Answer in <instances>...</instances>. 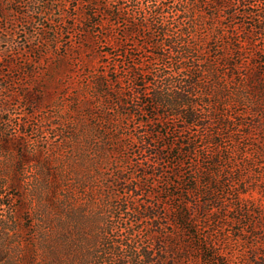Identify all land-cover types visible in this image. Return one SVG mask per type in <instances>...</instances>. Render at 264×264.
<instances>
[{
  "label": "trees",
  "instance_id": "1",
  "mask_svg": "<svg viewBox=\"0 0 264 264\" xmlns=\"http://www.w3.org/2000/svg\"><path fill=\"white\" fill-rule=\"evenodd\" d=\"M3 155L0 261L227 264L225 242L264 264V204L239 189L264 164V0H0ZM230 194L236 239L208 223Z\"/></svg>",
  "mask_w": 264,
  "mask_h": 264
},
{
  "label": "rangeland",
  "instance_id": "2",
  "mask_svg": "<svg viewBox=\"0 0 264 264\" xmlns=\"http://www.w3.org/2000/svg\"><path fill=\"white\" fill-rule=\"evenodd\" d=\"M142 6H144V4L142 3ZM22 26H20L21 28ZM118 31L120 32V30L123 29V24H120V27H117ZM35 29H31V31H34ZM102 32H105L104 29H100ZM76 41H79L77 38L75 39ZM99 53L98 57H101V59L99 60L100 62L103 61L105 63H107L108 65V42L106 40L103 39V42L98 46V48L96 49ZM86 55H89V53H86ZM5 70L7 71V74L9 75H14L15 72L12 70V68H5ZM26 111H30V109L26 108ZM46 112V111H44ZM24 111L23 110H18L16 112L17 116L19 117L20 115H23ZM30 133V139L31 141H33L36 138V135L32 134V129L28 130ZM33 136V137H32ZM46 137V134L44 135ZM254 143H257L254 141ZM40 146H41V142H40ZM17 152V151H16ZM4 157V155L1 157L0 160V172L4 171L5 165L2 162V158ZM249 157H253V152L251 150H249L247 152V154L242 155L243 159L249 158ZM258 157V156H257ZM256 157V158H257ZM139 158H141V156H139ZM142 159V158H141ZM40 161V159L38 160ZM37 160L34 161L32 164L36 163L35 166L31 164V167L27 168L28 171V177L31 178L32 181L35 183L40 180L41 174L38 171L39 170V162ZM259 166H255V168H252V171H248V174L245 176V179L247 180V183L249 185V187L245 188L243 186H239V189L241 191H247L243 196L245 197V199H247L248 201V205H255L258 203H263L264 204V169H263V174L262 176L258 177V173L259 171H262V169L260 167H263V160H260L258 162ZM26 172V170H24ZM37 171V172H36ZM36 174V175H35ZM27 175V173H26ZM261 179V180H260ZM18 190H14L13 188H9L6 193L8 192L10 198L5 197L4 194L1 196L2 198H4V202L8 203L9 201H11L12 205L15 204V206H23L27 205L29 207H33V205L36 204L35 201L30 202L28 201V199L30 198V194H26L25 196L27 197V200L24 202V200H22L20 202L19 197L16 195H20V196H24V192L25 193H29L28 190H22V192H20L18 194L17 192ZM147 197H142L141 200H146ZM226 199L230 202L229 208L226 211H223V214H225L226 217H228V220L223 218V220H219L218 218L221 215H215V217L217 218V222H208L210 225V231H213V233H216L218 236H224V237H232L234 239H236V235H237V229H242L244 228L245 230H251V227L249 226V222L248 221H244L243 223H238L236 220H234L235 216H236V212L233 210L234 205L236 206L238 204V202H236V195L235 194H230L229 196H226ZM0 214L3 213L6 215V219H8L9 223H11L12 221V216L9 214L8 211V207L6 205H3L2 207H0ZM13 210V208H12ZM15 215V214H14ZM18 215V214H17ZM19 219H18V224L20 226V229L22 232V235L20 237L22 238H27L30 231H29V224L31 222V217L32 214L28 211V210H23L19 213ZM213 217V218H215ZM225 219V220H224ZM225 221V222H224ZM13 225V224H12ZM15 230V229H13ZM17 236L14 235V231H12L10 233L9 239L8 241H10V243H12L14 245V241L18 238H16ZM1 241V240H0ZM225 242H222L221 249H223V251H225V253L229 254L230 259L229 261H227V264H240V250L239 248H235L233 252L229 251L228 248L230 249V247L225 245ZM225 246V247H224ZM6 250L2 249L0 246V253H4ZM7 254V253H6ZM8 256L4 257L1 261L0 264H12L11 261V256L9 254H7Z\"/></svg>",
  "mask_w": 264,
  "mask_h": 264
}]
</instances>
